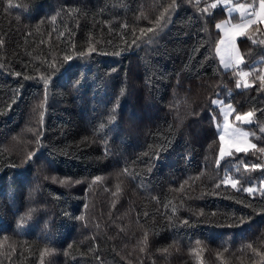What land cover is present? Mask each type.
<instances>
[{"label": "trees", "instance_id": "1", "mask_svg": "<svg viewBox=\"0 0 264 264\" xmlns=\"http://www.w3.org/2000/svg\"><path fill=\"white\" fill-rule=\"evenodd\" d=\"M221 1L0 0V264H264V196L242 190L264 152L220 158L213 103L255 110L264 148V24L222 70Z\"/></svg>", "mask_w": 264, "mask_h": 264}, {"label": "snow or ice", "instance_id": "2", "mask_svg": "<svg viewBox=\"0 0 264 264\" xmlns=\"http://www.w3.org/2000/svg\"><path fill=\"white\" fill-rule=\"evenodd\" d=\"M226 2V0H225ZM258 3V10L255 6V4L251 5H239V9H251V12L249 13V16L255 17V19H247V23L242 24V25H233L230 36L231 40L234 41L235 38L239 35H243L244 32L247 30L249 25L256 24L257 22L264 24V0H256ZM212 8H215L217 5L216 3H213L210 5ZM207 9H205L206 11ZM242 18H243V13H242ZM54 19V18H53ZM165 20V15L164 13H161L160 17L155 21L157 27L154 28H142L140 29L141 34H147V33H156L159 30H162L163 28V21ZM216 27L218 29H221V24H217ZM139 39V38H137ZM136 43V40H133V44ZM229 43L226 42L225 40L221 39L217 45V53L218 55L221 52L220 45H225V54L220 55V62L221 64L225 67L228 68L230 67L233 62L239 66L240 64L243 63L242 58L239 55H233L235 52V45L231 44V51H229ZM70 57H65V60H69ZM239 75L244 78L249 75L248 72H243L241 71ZM260 83L264 85V75H261L259 77ZM243 86L245 88H248L250 85L248 81L245 79ZM237 87H240V82H237ZM213 103H218V101H213ZM223 107V106H222ZM234 111L233 106L231 104H228L226 109H224V116H225V123H224V128L227 130L228 134L227 137L225 135H220L219 140H220V149H219V157L223 158L225 156H230L232 155L233 151L235 153H247L250 149H255L260 152H264V148H257V145L254 143H250L247 139L248 133L243 131L242 129L239 128H233L228 120L229 114ZM255 115V110L244 112L241 114H237L235 116V119L240 122H245V123H250L253 120V117ZM264 131V129H262ZM40 141L37 140V143ZM29 159H32V156L29 155ZM217 164H219V159L217 160ZM244 172H250V171H256L258 169L264 170V165L260 164H248L244 163ZM239 171V169H237ZM55 179V178H53ZM222 184H224L226 187H231L233 189H236L238 185H241L243 181L239 178H232L231 176L225 174V177L221 181ZM219 187V185H217ZM243 191L247 192L249 195H254L257 191L260 192L262 196H264V180L260 181L259 188L253 187V186H248L244 187L242 189ZM199 243V242H198ZM249 247H252V245H249Z\"/></svg>", "mask_w": 264, "mask_h": 264}, {"label": "rangeland", "instance_id": "3", "mask_svg": "<svg viewBox=\"0 0 264 264\" xmlns=\"http://www.w3.org/2000/svg\"><path fill=\"white\" fill-rule=\"evenodd\" d=\"M220 4H221L222 6H224V7H225V6H228V8H227V10H226L228 16H230V15H232V14H234V13H237V14H238V17H239V20L236 21V22H232V21H229V20H224V21L218 23V24H221V26H222L221 29H218V28H217L218 31L220 32V39H219V41H220L221 39H223V40H225L226 42H230V43H229V51H231V44H234V45H235V52L233 53V55H234V56H235V55H239V56L241 57L240 52H239V49H238V46H237V40H238V38L241 37L242 35L237 36V37L235 38V40L232 41V40H231V36H230V32H231L232 26H233V25H242V24H245V23H247V19H249V18H251V19H255V17H251V16H249V13L251 12V9H250V8L245 10V9H239L238 6H239V5H251V4H255V6H256V8H257V10H258V3L256 2V0H251V1L248 2V3H244V4H243V3H240V4H236V5H235V4H232L230 0H226V2H225V0H223V1L220 2ZM242 13H243V18H242ZM250 26H251V25H249L248 28H249ZM248 28H247V29H248ZM219 41H218V43H219ZM218 43H217V45H218ZM217 45H216V48H215V53H216V57H217V59H218V62H219V64H220L222 70H231V69H233V68H235V67H239V68H241V66H242L243 63L240 64L239 66H237L234 62H233V64H232L230 67L225 68V67L221 64V62H220V55H224V54H225V45H220L221 52H220L219 55H218V53H217ZM241 58H242V57H241ZM239 77H240V79H241L242 81H244L240 75H239ZM216 101H218V100H216ZM214 105L218 106V107H219V111H220V122H219V124L217 125L218 135H219V136H220V135H225V136L227 137L228 132H227V130L224 128V123H225L224 109H226V107H227L228 104H222V103L218 102V103H215ZM222 106H223V107H222ZM247 112H248V111H247ZM236 115H237V114H234V111H232V112L229 114V116H228V120H229L231 126H232L233 128H239V129H242L243 131L247 132V133L249 134L248 137H247L248 141H249L250 143H253V142L251 141V137H250L249 130L246 128L248 125H251V124H252V121H251L250 123H245V122L237 121V120L235 119V116H236ZM263 180H264V179H263ZM259 185H260V182H259V183L252 184V185H247V186H245V187L253 186V187L259 188ZM246 193H247V192H246ZM255 194H259V195H261L259 191H257Z\"/></svg>", "mask_w": 264, "mask_h": 264}, {"label": "bare ground", "instance_id": "4", "mask_svg": "<svg viewBox=\"0 0 264 264\" xmlns=\"http://www.w3.org/2000/svg\"><path fill=\"white\" fill-rule=\"evenodd\" d=\"M43 43L46 45V42H43ZM53 43H54V42H53ZM53 43H50V44H53ZM54 44H55V43H54ZM56 44H57V43H56ZM56 44H55V45H56ZM47 45H48V44H47ZM53 46H54V45H52L51 47H53ZM40 47H41V46H40ZM42 47H43V46H42ZM78 47H80V46H78ZM43 48H44V47H43ZM43 48H42V49H43ZM84 48H86V47H84ZM88 48H89V47H88ZM53 49H54V47H53ZM86 49H87V48H86ZM44 50H45V49H44ZM40 51H41V50H40ZM55 51H56V50H55ZM58 51H59V50H58ZM80 51H81V50H80ZM87 51H88V50H87ZM46 52H47V51H46ZM46 52H45V54H46ZM84 52H85V51H84ZM84 52H83V53H84ZM41 53H42V52H41ZM43 53H44V52H43ZM50 53H51V52H50ZM53 53H54V52H52L51 54H53ZM58 53H59V52H58ZM58 53H57L56 55H58ZM62 53H63V52H62ZM47 54H49V52H48ZM66 54H68V53H66ZM102 54H103V53H102ZM53 55H54V54H53ZM53 55H52V56H53ZM68 55H69V54H68ZM70 55H71V54H70ZM49 57H50V56H49ZM55 57H56V56H55ZM94 57H95V60H97V59H96V56H94ZM97 57H98V56H97ZM48 59H49V58H48ZM52 59L54 60L55 58L52 57L51 60H52ZM58 59H59V58H58ZM70 59H71V58H70ZM99 59H101V58H99ZM53 60H52V61H53ZM73 60H74V59H73ZM64 61L66 62L65 59H64ZM64 61H63V62H64ZM50 62H51V61H50ZM50 62H49V63H50ZM54 62H55V61H54ZM59 62H60V61H59ZM106 63H107V62H106ZM70 64H71V63H70ZM110 64H111V63H110ZM122 64H123V63H122ZM104 65H105V64H104ZM49 66H50V64H49ZM51 66H52V65H51ZM93 66H94V65H93ZM63 67H64V66H63ZM90 67H91V66H90ZM2 68H3V67H2ZM4 68H5V67H4ZM56 68L58 69V67H56ZM74 68H75V67H74ZM76 68H77V67H76ZM100 68H101V67H100ZM41 69H42V68H41ZM61 69H62V68H61ZM66 69H67V68H66ZM78 69H79V68H78ZM94 69H95V68H94ZM109 69H110V67H109ZM111 69H112V68H111ZM122 69H123V68H122ZM2 70H4V69H2ZM8 70H9V69H8ZM68 70H69V68H68ZM13 71H14V70H13ZM59 71H60V69H59ZM121 71H122V70H121ZM0 72H1V71H0ZM5 72H6V71H5ZM40 72H41V70H40ZM43 72H44V71H43ZM56 72H57V71H55V73H56ZM80 72H81V71H80ZM86 72H87V71H86ZM90 72H91V71H90ZM102 72H103V71H102ZM19 73H20V72H19ZM44 73H45V72H44ZM44 73H43V74H44ZM92 73H93V72H92ZM95 73H96V72H95ZM106 73H107V72H106ZM117 73H119V72H117ZM9 74H10V73H9ZM23 74H24V73H23ZM36 74H37V73H36ZM36 74H35V75H36ZM120 74H122V73L120 72ZM0 75H1V74H0ZM2 75H3V74H2ZM39 75H40V74H39ZM52 75H53V74H52ZM66 75H67V74H66ZM84 75H85V74H84ZM122 75H123V74H122ZM3 76H4V75H3ZM22 76H23V75H22ZM31 76H33V74H32ZM75 76H77V75H75ZM82 76H83V75H82ZM98 76H99V75H98ZM104 76H105V75H104ZM1 77H2V76H1ZM41 77H42V75H41ZM84 77H86V75H85ZM90 77H91V76H90ZM109 77H110V76H109ZM9 78H10V77H9ZM23 78H25V76H23ZM26 78H27V77H26ZM71 78H72V77H71ZM100 78H101V77H100ZM102 78H103V77H102ZM114 78H115V77H114ZM87 79H88V78H87ZM98 79H99V78H98ZM38 80H39V78H38ZM59 80H60V79H59ZM85 80H86V79H85ZM94 80H95V79H94ZM109 80H111V79H109ZM114 80H115V79H114ZM3 81H4V80H3ZM6 81H7V79H6ZM33 81H34V80H33ZM96 81H97V80H96ZM116 81H117V80H116ZM31 82H32V81H31ZM68 82H69V81H68ZM98 82H99V81H98ZM107 83H108V82H107ZM110 83H111V81H110ZM10 84H11V81H10ZM94 85H95V84H94ZM103 85H104V84H103ZM107 85H108V84H107ZM6 87H7V85H6ZM34 87H35V86H34ZM73 87H74V86H73ZM81 87H82V86H81ZM10 88H11V86H10ZM6 89H7V88H6ZM8 90H9V89H8ZM68 90H70V89H68ZM75 90H76V89H75ZM75 90H74V91H75ZM38 91H39V90H38ZM38 91H37V93H38ZM71 91H72V90H71ZM26 92H27V91H26ZM35 92H36V91H35ZM40 92H41V91H40ZM75 92H76V91H75ZM8 93H9V91H8ZM11 93H12V92H11ZM13 93H14V92H13ZM17 94H18V93H17ZM41 94H42V93H41ZM45 94H46V93H45ZM70 94H71V93H70ZM73 94H74V93H73ZM73 94H72V95H73ZM36 95H37V94H36ZM10 96H11V95H10ZM46 96H47V94H46ZM28 97H29V96H28ZM47 97H49V96H47ZM51 97H52V96H51ZM54 97H55V96H54ZM8 98H9V97H8ZM8 98L6 99V102L8 101ZM21 98H22V97H21ZM37 98H38V97H37ZM71 98H72V97H71ZM43 99H44V98H43ZM72 99H73V98H72ZM80 99H81V98H80ZM2 100H4V99H2ZM51 100H52V99H51ZM10 101H11V100H10ZM19 101H20V100H19ZM19 101H18V102H19ZM40 101H41V100H40ZM95 101H96V100H94V103H95ZM29 102H30V101H29ZM36 102H37V101H36ZM86 102H87V101H86ZM92 102H93V100H92ZM32 103H33V102H32ZM34 103H35V102H34ZM38 103H39V102H38ZM42 103H43V102H42ZM47 103H48V102H47ZM49 103H50V102H49ZM75 103H76V102H75ZM88 103H89V102H88ZM2 104H3V103H2ZM10 104H11V103H10ZM12 104H14V103H12ZM52 104H53V103H52ZM54 104H55V103H54ZM54 104H53V105H54ZM58 104H59V103H58ZM77 104H78V103H77ZM96 104H97V103H96ZM98 104H100V103L98 102ZM48 105H49V104H48ZM62 105H63V104H62ZM75 105H76V104H75ZM75 105H74V106H75ZM79 105H80V104H79ZM82 105H83V104H82ZM7 106H8V105H7ZM25 106H26V105H25ZM54 106H55V105H54ZM56 106H57V105H56ZM60 106H61V105H60ZM77 106H78V105H77ZM84 106H85V105H84ZM18 107H19V106H18ZM36 107H37V106H36ZM96 107H97V106H96ZM102 107H103V105H102ZM76 108H77V107H76ZM88 108H89V107H88ZM99 108H100V107H99ZM8 109H9V108H8ZM27 109H28V108H27ZM4 110H5V109H4ZM81 110H82V109H81ZM91 110H93V109H91ZM91 110H90V111H91ZM102 110H103V109H102ZM14 111H15V110H14ZM18 111H19V110H18ZM57 111H58V110H57ZM85 111H86V110H85ZM85 111H84V112H85ZM28 112H29V110H28ZM32 112H33V110H32ZM88 112H89V111H88ZM101 112H102V111H101ZM17 113H18V112H17ZM30 113H31V112H30ZM81 113H82V112H81ZM21 114H22V112H21ZM21 114H20V115H21ZM48 114H49V113H48ZM31 115H32V114H31ZM33 115H34V114H33ZM88 115H89V114H88ZM49 116H50V115H49ZM16 117H17V116H16ZM88 117H89V116H88ZM13 118H14V117H13ZM28 118H30V117L28 116ZM93 118H94V117H93ZM23 119H24V118H23ZM47 119H48V118H47ZM82 119H83V117H82ZM36 120H37V118H36ZM36 120H35V121H36ZM88 120H89V119H88ZM29 121H30V120H29ZM33 121H34V119H33ZM45 121H46V119H45ZM81 121H82V120H81ZM81 121H80V122H81ZM85 121H86V119H85ZM46 123H47V122H46ZM24 124H25V123H24ZM31 124H32V123H31ZM36 124H37V123H36ZM38 124H39V123H38ZM40 124H41V123H40ZM18 125H19V124H18ZM31 126H32V125H31ZM42 126H43V125H42ZM26 127H27V126H26ZM41 128H42V127H41ZM10 129H11V128H10ZM13 130H14V129H13ZM29 130H30V129H29ZM33 131H34V130H33ZM15 132H16V131H15ZM51 132H52V131H51ZM7 133H8V132H7ZM9 133H10V134H9V136H10L12 132H9ZM0 134H1V133H0ZM7 135H8V134H7ZM12 135H13V134H12ZM42 135H43V134H42ZM42 135H41V136H42ZM49 135H50V134H49ZM17 136H18V134H17ZM10 137H11V136H10ZM10 137H9V138H10ZM18 137H19V136H18ZM36 137H37V136H36ZM50 137H51V136H50ZM55 137H56V136H55ZM21 138H22V137H21ZM21 138H20V139H21ZM27 138H28V137H27ZM0 139H1V138H0ZM14 139H15V138H14ZM40 139H41V138H40ZM11 140H12V139H11ZM25 140H26V139H25ZM4 142H5V140H4ZM12 142H13V141H12ZM32 143H33V142H32ZM9 144H10V143H9ZM11 147H12V145H11ZM20 147H21V146H20ZM34 147H35V146H34ZM31 148H32V147H31ZM23 149H24V148H23ZM26 150L28 151L27 148H26ZM33 150H34V149H33ZM33 150H32V151H33ZM21 151H22V149H21ZM13 153H14V152H13ZM25 153H26V151H25ZM87 155H88V154H87ZM48 158H49V157H48ZM79 158H80V157H79ZM95 158H96V157H95ZM15 159H16V158H15ZM87 159H88V158H87ZM87 159H86V160H87ZM92 161H93V160H92ZM20 162H21V161H20ZM46 162H47V161H46ZM41 163H42V162H41ZM53 164H54V163H53ZM106 164H107V163H106ZM28 165H29V164H28ZM39 165H40V164H39ZM42 165H43V164H42ZM19 166H21V165H19ZM56 166H57V165H56ZM103 166H104V165H103ZM24 168H25V167H24ZM40 168H41V167H40ZM100 168H101V167H100ZM100 168H99V169H100ZM101 169H105V168H101ZM101 169H100V171H101ZM107 169H108V168H107ZM44 170H47V169L44 168ZM24 171H25V170H24ZM41 171H42V170H41ZM27 172H28V171H27ZM98 173L100 174V172H97V175H98ZM101 173H102V174L104 173L103 170L101 171ZM34 174H35V172H34ZM40 174H41V173H40ZM43 174H44V173H43ZM44 175H45V174H44ZM104 175H105V173H104ZM38 176H39V174H38ZM99 176H101V175H99ZM32 177H33V176H32ZM36 177H37V176H36ZM24 178H25V177H24ZM28 178H29V177H28ZM37 178H38V177H37ZM44 178H45V177H44ZM2 179L5 180L4 178H2ZM45 179H48V178H45ZM7 180H8V179H7ZM1 181H2V180H1ZM9 181H10V180H9ZM25 181H26V180H25ZM35 181H36V180H35ZM4 182H5V181H4ZM4 182H3V183H4ZM7 182H8V181H7ZM36 183H37V182H36ZM45 183H46V182H45ZM8 184H9V183H8ZM34 184H35V183H34ZM40 185H41V184H40ZM1 186H2V185H1ZM5 187H6V186H5ZM7 187H8V186H7ZM13 187H14V186H13ZM37 187H38V186H37ZM39 187H40V186H39ZM51 188H52V187H51ZM5 189H7V188H5ZM14 189H15V187H14ZM39 189H40V188H39ZM1 190H2V188H1ZM7 190H8V189H7ZM10 190H11V189H10ZM37 190H38V188H37ZM49 190H50V189H49ZM39 191H40V190H39ZM64 191H65V190H64ZM2 192H3V191H2ZM5 192H7V191H5ZM13 192H14V191H13ZM40 193H41V192H40ZM58 193H59V191H58ZM7 194H8V193H6V195H7ZM35 194H36V193H35ZM43 194H44V193H43ZM0 195H1V194H0ZM38 195H39V193H38ZM73 195H74V194H73ZM54 196H55V195H54ZM54 196H53V197H54ZM70 196H71V195H70ZM38 197H39V196H38ZM48 197H49V196H48ZM2 198L4 199V197H2ZM16 198H17V197H16ZM54 198H55V197H54ZM73 198H74V197H73ZM46 199H47V198H46ZM46 199H45V200H46ZM50 199H51V198H50ZM74 199H75V198H74ZM68 200H69V199H68ZM5 201H7V199H6ZM66 201H67V200H66ZM69 201H70V200H69ZM44 202H45V201H44ZM51 202H52V201H51ZM67 202H68V201H67ZM0 204H1V203H0ZM42 204H43V203H42ZM50 206H51V205H50ZM53 206H54V205H53ZM69 206H70V205H69ZM69 206H68V207H69ZM45 207H46V206H45ZM48 207H49V206H48ZM70 210H72V209H70ZM73 210H75V209H73ZM44 211H45V210H44ZM55 211H56V210H55ZM55 211H54V212H55ZM66 211H67V210H66ZM76 211H77V210H76ZM76 211H75V212H76ZM47 212H48V211H47ZM0 213H2V212H0ZM58 213H59V212H58ZM60 214H61V213H60ZM70 214H71V213H70ZM7 215H8V214H7ZM59 216H60V215H59ZM8 217H9V216H8ZM57 217H58V216H57ZM5 218H6V215H5ZM9 218H10V217H9ZM62 218H63V217H62ZM54 220H55V219H54ZM61 220H62V219H61ZM59 221H60V220H59ZM3 223H4V222H3ZM62 223H64V222H62ZM1 224H2V223H1ZM63 226H64V225H63ZM66 226H67V225H66ZM60 227H62V226H60ZM61 251H62V250H61ZM61 251H60V252H61ZM10 254H11V253H10ZM45 263H46V262H45ZM48 263H49V262H48Z\"/></svg>", "mask_w": 264, "mask_h": 264}, {"label": "built area", "instance_id": "5", "mask_svg": "<svg viewBox=\"0 0 264 264\" xmlns=\"http://www.w3.org/2000/svg\"><path fill=\"white\" fill-rule=\"evenodd\" d=\"M236 72H238V69H236Z\"/></svg>", "mask_w": 264, "mask_h": 264}]
</instances>
